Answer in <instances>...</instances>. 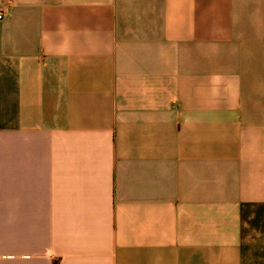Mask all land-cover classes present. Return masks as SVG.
<instances>
[{"label": "crops", "instance_id": "1", "mask_svg": "<svg viewBox=\"0 0 264 264\" xmlns=\"http://www.w3.org/2000/svg\"><path fill=\"white\" fill-rule=\"evenodd\" d=\"M0 11V264H264V0Z\"/></svg>", "mask_w": 264, "mask_h": 264}, {"label": "built area", "instance_id": "2", "mask_svg": "<svg viewBox=\"0 0 264 264\" xmlns=\"http://www.w3.org/2000/svg\"><path fill=\"white\" fill-rule=\"evenodd\" d=\"M3 18V12L0 11V19Z\"/></svg>", "mask_w": 264, "mask_h": 264}]
</instances>
